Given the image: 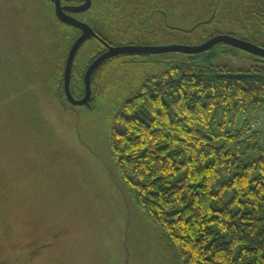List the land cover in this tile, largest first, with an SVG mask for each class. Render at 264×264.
<instances>
[{
    "label": "trees",
    "instance_id": "trees-1",
    "mask_svg": "<svg viewBox=\"0 0 264 264\" xmlns=\"http://www.w3.org/2000/svg\"><path fill=\"white\" fill-rule=\"evenodd\" d=\"M93 2L82 17L110 45H199L224 34L264 48V0ZM53 19L61 50L47 79L68 103L60 73L78 31ZM87 44L72 66L76 99L87 64L103 51L95 40ZM217 45L224 44L204 52ZM201 53L160 65L149 54L111 58L92 76L88 108L104 99L109 75L122 70L123 94L108 116L109 150L151 226L157 264H264V130H251L247 118L264 107V59L236 68L195 60ZM134 67L143 72L131 82Z\"/></svg>",
    "mask_w": 264,
    "mask_h": 264
},
{
    "label": "rangeland",
    "instance_id": "rangeland-1",
    "mask_svg": "<svg viewBox=\"0 0 264 264\" xmlns=\"http://www.w3.org/2000/svg\"><path fill=\"white\" fill-rule=\"evenodd\" d=\"M54 17L51 0H0V264H157L151 226L109 150L108 116L123 94L124 72L109 75L95 109L65 103L47 79L61 50ZM187 56L173 51L146 58L160 65ZM259 59L225 44L195 56L236 68ZM141 71H127L130 81ZM247 118L251 130H264V107ZM242 121L238 114L237 124ZM45 242L52 245L39 254L24 251Z\"/></svg>",
    "mask_w": 264,
    "mask_h": 264
},
{
    "label": "water",
    "instance_id": "water-1",
    "mask_svg": "<svg viewBox=\"0 0 264 264\" xmlns=\"http://www.w3.org/2000/svg\"><path fill=\"white\" fill-rule=\"evenodd\" d=\"M54 4V13L56 18L69 26H73L81 30V34L77 37V39L71 44L64 65L63 71V92L68 102L71 105L81 106L88 105L92 96L91 89V79L94 71L107 59L123 54H163L168 52H183L186 54H197L204 52L210 49L212 46L223 43L235 48H238L242 51L251 53L253 55H257L259 57H264V48L258 46L252 42L247 40H243L231 35H216L205 41L200 45H184V44H172V45H121V46H113L107 44L102 40V43L106 46L107 50L98 55L85 69L83 75V83H84V95L76 99L72 96L70 92V76L72 71V65L77 54L79 48L92 37H98L92 27L85 23L81 22L70 13H80L86 11L90 5L91 0H82L83 3L77 6H62L61 0H51ZM71 1V0H67Z\"/></svg>",
    "mask_w": 264,
    "mask_h": 264
},
{
    "label": "flooded vegetation",
    "instance_id": "flooded-vegetation-1",
    "mask_svg": "<svg viewBox=\"0 0 264 264\" xmlns=\"http://www.w3.org/2000/svg\"><path fill=\"white\" fill-rule=\"evenodd\" d=\"M83 3V1L82 0H71V1H67V0H61V4H62V6H77V5H81ZM91 5H92V3H91ZM90 5V7L86 10V11H84V12H80V13H70V15H72L73 17H75L76 19H78L79 21H83V22H85V23H87V24H89L91 27H92V25L89 23V22H87V20H85V18H83L82 17V14H84L85 12H87L92 6ZM58 20V19H57ZM59 21V20H58ZM60 22V21H59ZM62 23V22H61ZM62 24H64V23H62ZM65 25H67V24H65ZM67 26H69V25H67ZM69 27H72V28H75V27H73V26H69ZM76 29V31H78V35H77V37L81 34V30H79L78 28H75ZM92 29H93V27H92ZM94 30V29H93ZM95 32V34L98 36V37H92L91 39H89V40H87L84 44H86L87 42H90V41H92V40H95V41H97V42H99L100 44H101V46H102V48H103V51L101 50V52L98 54V55H100L101 53H103L104 51H106L107 50V48H106V46L102 43V39L100 38V36L98 35V33L96 32V31H94ZM77 37L75 38V40L77 39ZM74 40V41H75ZM73 41V42H74ZM104 41V40H103ZM110 45V44H109ZM130 45H134V44H130ZM137 45H141V44H137ZM71 46V45H70ZM115 46H121V45H115ZM70 48V47H69ZM82 48V46L79 48V49H81ZM69 50V49H68ZM68 53V52H67ZM97 55V56H98ZM123 55H131V54H123ZM132 55H138V54H132ZM67 56V55H66ZM97 56H95V58L97 57ZM118 56V55H117ZM114 57H116V56H114ZM114 57H111V58H114ZM66 58V57H65ZM75 58H76V55H75ZM75 58H74V61H73V64L75 63ZM94 58V59H95ZM111 58H109V59H111ZM93 59V60H94ZM109 59H107V60H109ZM93 60H91V61H93ZM106 60V61H107ZM91 61L89 62V64L91 63ZM105 62V61H104ZM89 64H87V66L89 65ZM73 66V65H72ZM87 66H86V68H87ZM85 68V69H86ZM72 72V71H71ZM84 72H85V70H84ZM84 72H83V75H84ZM95 72V71H94ZM94 74V73H93ZM93 76V75H92ZM83 77V76H82ZM84 95V94H83ZM49 239H51V237L49 238ZM51 245H52V243H49V242H45V243H42V244H40L39 245V243H29V244H26V245H24L25 247H27L28 249L27 250H24V251H28V254H31V255H36V254H39L40 253V251H42V250H45V249H47L49 246L51 247ZM30 246V247H29Z\"/></svg>",
    "mask_w": 264,
    "mask_h": 264
}]
</instances>
